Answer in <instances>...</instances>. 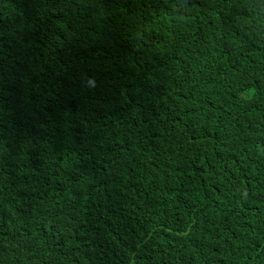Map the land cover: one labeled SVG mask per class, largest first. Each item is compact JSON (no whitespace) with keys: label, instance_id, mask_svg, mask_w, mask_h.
Segmentation results:
<instances>
[{"label":"trees","instance_id":"obj_1","mask_svg":"<svg viewBox=\"0 0 264 264\" xmlns=\"http://www.w3.org/2000/svg\"><path fill=\"white\" fill-rule=\"evenodd\" d=\"M0 264H264V0H0Z\"/></svg>","mask_w":264,"mask_h":264}]
</instances>
